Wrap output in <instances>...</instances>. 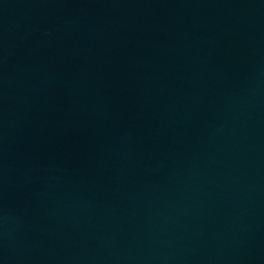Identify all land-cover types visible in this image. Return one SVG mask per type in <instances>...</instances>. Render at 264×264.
<instances>
[{"label": "water", "instance_id": "1", "mask_svg": "<svg viewBox=\"0 0 264 264\" xmlns=\"http://www.w3.org/2000/svg\"><path fill=\"white\" fill-rule=\"evenodd\" d=\"M0 264H264V0H0Z\"/></svg>", "mask_w": 264, "mask_h": 264}]
</instances>
